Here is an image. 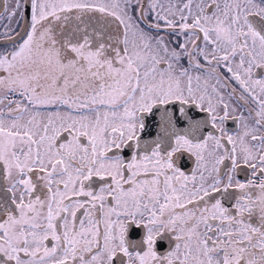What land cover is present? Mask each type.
I'll list each match as a JSON object with an SVG mask.
<instances>
[{
	"label": "snow or ice",
	"instance_id": "6c2138e0",
	"mask_svg": "<svg viewBox=\"0 0 264 264\" xmlns=\"http://www.w3.org/2000/svg\"><path fill=\"white\" fill-rule=\"evenodd\" d=\"M0 264H264V0H0Z\"/></svg>",
	"mask_w": 264,
	"mask_h": 264
}]
</instances>
